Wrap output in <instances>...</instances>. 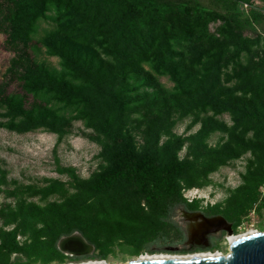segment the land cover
<instances>
[{
    "label": "rangeland",
    "instance_id": "rangeland-1",
    "mask_svg": "<svg viewBox=\"0 0 264 264\" xmlns=\"http://www.w3.org/2000/svg\"><path fill=\"white\" fill-rule=\"evenodd\" d=\"M166 1L0 0V264L227 254L224 232L193 248V214L264 231V38L238 8ZM126 148L180 165V206L95 188ZM74 233L91 255L61 253Z\"/></svg>",
    "mask_w": 264,
    "mask_h": 264
},
{
    "label": "trees",
    "instance_id": "trees-1",
    "mask_svg": "<svg viewBox=\"0 0 264 264\" xmlns=\"http://www.w3.org/2000/svg\"><path fill=\"white\" fill-rule=\"evenodd\" d=\"M33 3L35 0H30ZM39 1V0H38ZM150 2H162L165 0H145ZM167 3H193L201 7L198 0H176L166 1ZM211 7L224 17L234 13L235 8L239 9L240 3L251 4V0H211ZM39 3V2H38ZM39 5H42L40 3ZM241 11V10H240ZM246 15L239 17L232 24L236 33H248L253 37L264 38V12L249 8ZM259 126L264 127V115L255 113L253 118ZM114 168L106 172L95 182V188L103 189L117 181H124L142 187L149 197L154 201V205L161 213L173 211L180 206V198L175 186V178L180 174V165L174 163L170 166L161 167L154 159L147 158L138 161L131 148H126L122 153L113 156Z\"/></svg>",
    "mask_w": 264,
    "mask_h": 264
},
{
    "label": "bare ground",
    "instance_id": "bare-ground-1",
    "mask_svg": "<svg viewBox=\"0 0 264 264\" xmlns=\"http://www.w3.org/2000/svg\"><path fill=\"white\" fill-rule=\"evenodd\" d=\"M187 218L191 221L190 235L192 239H199L201 233L209 229V223L205 222V219L199 217V215H187ZM219 219V217H214L210 219V223L214 224ZM256 234L255 231H248L246 233H241L239 235H227L226 240L227 244L230 246L239 239L252 236ZM58 248L63 255L73 257L76 254L87 253L90 254L93 252V248L86 242V240L79 235L78 233H74L70 236L63 237L58 242ZM228 254V253H227ZM227 254L223 253H210V252H198L193 254H187L182 256H172V255H164V254H154V255H142L138 257L134 261H174V260H216L226 258ZM67 264H75V263H67ZM76 264H105L101 261H85Z\"/></svg>",
    "mask_w": 264,
    "mask_h": 264
},
{
    "label": "water",
    "instance_id": "water-1",
    "mask_svg": "<svg viewBox=\"0 0 264 264\" xmlns=\"http://www.w3.org/2000/svg\"><path fill=\"white\" fill-rule=\"evenodd\" d=\"M199 215V214H198ZM209 223V229L201 233L200 240L204 242L208 235L224 232L232 235L233 230L223 218L211 224L212 218H205ZM214 218V217H213ZM70 236V235H69ZM85 255H89L86 252ZM126 264H264V231L257 232L234 242L228 251L226 258L216 260H174V261H131Z\"/></svg>",
    "mask_w": 264,
    "mask_h": 264
},
{
    "label": "flooded vegetation",
    "instance_id": "flooded-vegetation-1",
    "mask_svg": "<svg viewBox=\"0 0 264 264\" xmlns=\"http://www.w3.org/2000/svg\"><path fill=\"white\" fill-rule=\"evenodd\" d=\"M207 237H206V239H205L204 242H201V240H199V239H197V240L191 239V244L193 245V248H203L204 247V244L208 246Z\"/></svg>",
    "mask_w": 264,
    "mask_h": 264
},
{
    "label": "built area",
    "instance_id": "built-area-1",
    "mask_svg": "<svg viewBox=\"0 0 264 264\" xmlns=\"http://www.w3.org/2000/svg\"><path fill=\"white\" fill-rule=\"evenodd\" d=\"M252 3H253V2H252ZM252 3H251V4H252ZM251 4L249 5V4H245V3H240V4H239V9H240L242 12H247V10H248L249 8L252 7Z\"/></svg>",
    "mask_w": 264,
    "mask_h": 264
}]
</instances>
